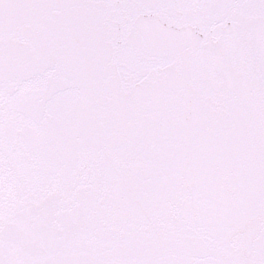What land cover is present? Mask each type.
<instances>
[{"label":"snow or ice","instance_id":"1","mask_svg":"<svg viewBox=\"0 0 264 264\" xmlns=\"http://www.w3.org/2000/svg\"><path fill=\"white\" fill-rule=\"evenodd\" d=\"M0 264H264V0H0Z\"/></svg>","mask_w":264,"mask_h":264}]
</instances>
